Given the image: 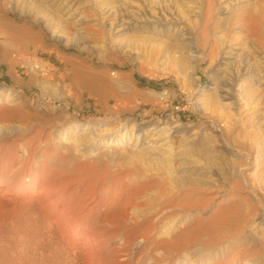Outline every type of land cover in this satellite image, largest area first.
<instances>
[{"label": "rangeland", "instance_id": "374dc122", "mask_svg": "<svg viewBox=\"0 0 264 264\" xmlns=\"http://www.w3.org/2000/svg\"><path fill=\"white\" fill-rule=\"evenodd\" d=\"M0 5V42L11 49L0 59V104L23 103L35 115L34 145L75 146L80 159L105 161L104 188L111 190L135 167L155 173L171 161L173 178L204 172L210 205L164 211L162 237L209 217L218 202L243 199L244 220L223 227L220 238L204 231L200 243L167 254L148 245L128 264H264V46L240 17L258 15L264 40V0ZM104 82L109 86L102 88ZM24 127L0 120V154L21 143ZM123 134V141L113 139ZM137 151L143 156L131 158ZM171 177L163 178L167 186ZM91 185L83 173L79 192Z\"/></svg>", "mask_w": 264, "mask_h": 264}, {"label": "bare ground", "instance_id": "6f19581e", "mask_svg": "<svg viewBox=\"0 0 264 264\" xmlns=\"http://www.w3.org/2000/svg\"><path fill=\"white\" fill-rule=\"evenodd\" d=\"M240 17L247 21L248 31L256 35L257 45L264 46L260 17L247 13ZM204 26L206 28V23ZM9 44L0 42V59H8ZM104 84L102 88L109 86V83ZM114 100L123 102V99ZM33 116L23 103L0 104V120L25 124L21 143L12 146L11 152L0 154V188L3 187L0 189L3 190L0 194V264H128L136 252L148 245L167 254L171 248L179 249L192 241L200 243L204 231L220 238L223 227L240 226L244 220L243 199L221 201L209 217L197 218L194 225L188 223L177 229L173 237H162L160 217L164 211L193 207L203 210L210 205L213 196L205 185L208 180L204 172L187 171L173 178L174 165L169 161V165L160 164L155 173L141 167L125 170V175L116 180V188L106 189L109 172L105 161L97 166L88 158L80 159L75 146L61 151L49 141L42 148L34 145ZM124 137L123 134L120 139H113L120 142ZM142 153L134 152L131 158L142 157ZM83 173L91 176L89 192L87 189L79 192L77 186ZM167 175L171 177L170 186L163 180ZM133 244L134 251H129Z\"/></svg>", "mask_w": 264, "mask_h": 264}]
</instances>
